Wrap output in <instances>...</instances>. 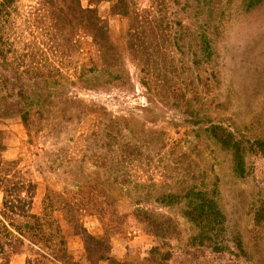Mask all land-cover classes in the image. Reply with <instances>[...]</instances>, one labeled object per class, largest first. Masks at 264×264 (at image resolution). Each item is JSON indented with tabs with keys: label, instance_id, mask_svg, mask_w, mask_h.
I'll return each mask as SVG.
<instances>
[{
	"label": "rangeland",
	"instance_id": "374dc122",
	"mask_svg": "<svg viewBox=\"0 0 264 264\" xmlns=\"http://www.w3.org/2000/svg\"><path fill=\"white\" fill-rule=\"evenodd\" d=\"M0 264H264V0H0Z\"/></svg>",
	"mask_w": 264,
	"mask_h": 264
},
{
	"label": "trees",
	"instance_id": "16d2710c",
	"mask_svg": "<svg viewBox=\"0 0 264 264\" xmlns=\"http://www.w3.org/2000/svg\"><path fill=\"white\" fill-rule=\"evenodd\" d=\"M21 118H22V120L25 122L26 120H28V115H27V113L25 112H23V114H22V116H21Z\"/></svg>",
	"mask_w": 264,
	"mask_h": 264
}]
</instances>
